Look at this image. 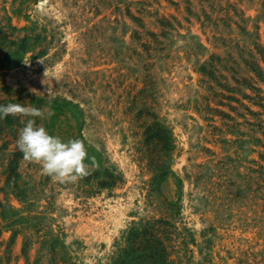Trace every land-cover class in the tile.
I'll list each match as a JSON object with an SVG mask.
<instances>
[{
  "label": "rangeland",
  "instance_id": "374dc122",
  "mask_svg": "<svg viewBox=\"0 0 264 264\" xmlns=\"http://www.w3.org/2000/svg\"><path fill=\"white\" fill-rule=\"evenodd\" d=\"M3 98L90 159L12 170L6 129L0 264H120L148 226L175 264H264V0H0Z\"/></svg>",
  "mask_w": 264,
  "mask_h": 264
},
{
  "label": "clouds",
  "instance_id": "9594fccd",
  "mask_svg": "<svg viewBox=\"0 0 264 264\" xmlns=\"http://www.w3.org/2000/svg\"><path fill=\"white\" fill-rule=\"evenodd\" d=\"M52 111H48L50 117ZM18 116L23 123L19 131L16 146L26 161L38 163L42 174L61 183H75L89 174L86 159L88 157L84 142L79 138L63 140L51 134L43 124H37L36 118L45 113L31 105L9 103L0 105V120L7 116Z\"/></svg>",
  "mask_w": 264,
  "mask_h": 264
},
{
  "label": "trees",
  "instance_id": "16d2710c",
  "mask_svg": "<svg viewBox=\"0 0 264 264\" xmlns=\"http://www.w3.org/2000/svg\"><path fill=\"white\" fill-rule=\"evenodd\" d=\"M9 103L23 105L19 99H0V105H7ZM16 125L19 127L24 126L18 116L10 115L0 120V136L8 127L12 128ZM14 156L10 164L12 170L16 169L20 158L23 157V153L19 151ZM157 229L154 226H148L142 230L133 232L131 244L124 251L120 264H175L169 257L170 252L167 249L165 241L157 237Z\"/></svg>",
  "mask_w": 264,
  "mask_h": 264
}]
</instances>
